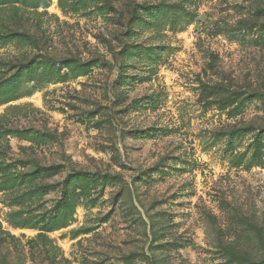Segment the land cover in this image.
Here are the masks:
<instances>
[{
    "label": "rangeland",
    "instance_id": "rangeland-1",
    "mask_svg": "<svg viewBox=\"0 0 264 264\" xmlns=\"http://www.w3.org/2000/svg\"><path fill=\"white\" fill-rule=\"evenodd\" d=\"M0 264H264V0H0Z\"/></svg>",
    "mask_w": 264,
    "mask_h": 264
}]
</instances>
